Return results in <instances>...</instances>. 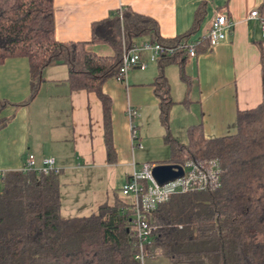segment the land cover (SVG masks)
<instances>
[{"label":"trees","instance_id":"trees-1","mask_svg":"<svg viewBox=\"0 0 264 264\" xmlns=\"http://www.w3.org/2000/svg\"><path fill=\"white\" fill-rule=\"evenodd\" d=\"M207 1L197 9L191 29L173 39L161 36L152 17L122 7L93 22L90 42H61L55 34L54 0H0V65L10 58L29 60L31 94L25 103L37 97L46 67L66 65L71 90L95 92L101 99L110 142L112 99L103 92V85L119 74L122 36L129 45L142 38L179 45L156 62L159 69L153 82L165 139L172 147L170 162L215 158L226 172L219 188L176 194L148 213L153 230L145 246L146 260L264 264V90L258 106L238 111L236 131L231 135L207 138L199 124L188 129L189 140L182 143L170 132L175 101L165 68L187 60L189 49L180 45L193 43L197 54L210 47L208 36L189 40L207 14ZM94 44H109L114 53L100 54L92 48ZM9 104L0 98V114ZM10 119L0 118V128ZM131 205L129 198L117 194L112 203L99 205L91 215L65 217L60 174L3 170L0 264H141L136 259L139 247L131 229Z\"/></svg>","mask_w":264,"mask_h":264},{"label":"crops","instance_id":"crops-1","mask_svg":"<svg viewBox=\"0 0 264 264\" xmlns=\"http://www.w3.org/2000/svg\"><path fill=\"white\" fill-rule=\"evenodd\" d=\"M204 1L54 0L55 34L61 42H90L93 22L106 19L114 10L131 7L155 19L164 39H173L191 29ZM263 5L264 0H208L207 14L189 40L197 42L207 36L218 12L227 15L232 28L225 29V38L218 44L194 58L188 57L183 65L165 68L175 101L169 121L173 136V113L179 108L185 114L182 128L187 140L174 136L178 141L187 143L188 129L199 124L207 138L231 135L236 131L238 111L262 102L264 37L259 22L251 19L250 13L261 11ZM209 11L211 19L204 23ZM94 47L106 50L107 55L114 53L105 44ZM158 69L153 62L145 70H130L124 82L111 78L104 83L103 92L112 99L109 142L101 99L95 92L71 90L66 82V65L46 67L37 97L25 103L31 94L29 60L7 59L0 65V98L10 104L0 118L11 119L0 128V171L23 169L30 153L35 155L37 166L43 164L44 158L52 157L61 168L62 210L85 206L94 212L99 205L112 203L137 165L145 161L157 164L152 161V153L145 156L144 143L159 144L161 139L168 143L153 85ZM129 108L137 113L133 120L128 115ZM132 121L138 126L137 140L133 138ZM169 150L170 155L166 151L159 164L171 163V146ZM113 176L120 177L122 184ZM118 186L120 192L116 190ZM79 190L92 191L83 199Z\"/></svg>","mask_w":264,"mask_h":264},{"label":"built area","instance_id":"built-area-1","mask_svg":"<svg viewBox=\"0 0 264 264\" xmlns=\"http://www.w3.org/2000/svg\"><path fill=\"white\" fill-rule=\"evenodd\" d=\"M250 18L259 22L264 37V7L261 11L253 10L250 13ZM232 26L233 24L227 15L224 12H218L207 35L210 40V47L223 40L225 38V29H231ZM177 47L179 45H166L159 42H151L150 40L129 45L125 37L122 36V64L116 79L120 82L126 81L130 70H145L150 63H156L163 54L171 53ZM180 47H188L187 56L189 58L197 56L193 43L189 46L180 45ZM128 115L133 120L137 113L132 108H129ZM131 130L134 140H137L138 126L133 121L131 122ZM137 146L143 147L141 143H138ZM155 165L150 162L143 163L141 170H134L121 189L122 194L132 201V205L128 209L133 211L131 229L139 247L136 259L140 260L141 264L146 262L145 246L149 243L153 230L148 213L152 212L159 204L168 202L176 194L207 192L219 188L222 176L226 172L220 161L215 158L201 161L187 160L180 164L184 170L182 176L161 185L153 176ZM23 169L27 171L36 169L45 173H61V168L56 165V160L52 157L44 158L43 164L37 166L36 157L33 153L28 155ZM125 211H127L126 208Z\"/></svg>","mask_w":264,"mask_h":264},{"label":"rangeland","instance_id":"rangeland-1","mask_svg":"<svg viewBox=\"0 0 264 264\" xmlns=\"http://www.w3.org/2000/svg\"><path fill=\"white\" fill-rule=\"evenodd\" d=\"M207 19H211V12L209 11L206 19L204 20V23H206ZM199 33H200V30L199 32L196 34V36H199ZM195 37V36H194ZM98 46V45H97ZM106 48H112L113 50V47L109 44H105ZM95 51H97L98 53L100 54H106V50L102 49L101 47H94ZM153 66H156V65H153ZM152 66V67H153ZM177 85V84H175ZM180 87V86H179ZM178 88V87H177ZM181 88V87H180ZM176 89V88H175ZM177 92H179V89L176 90ZM179 106V105H178ZM184 112H183V109H176L175 110V113H173V116H172V119H171V125H172V131H173V134L174 136L179 139L180 141H186L187 138H186V134L185 132L183 131V128L182 126L184 125ZM149 130L153 131L154 128L153 126H148L147 127ZM165 140L164 139H161V143L159 144H154L152 143L151 145L150 144H146L144 143L145 145V150L143 151L145 156L148 157L150 155V153H152L155 158H153L152 161H156L157 164H159L161 161H162V158L165 157L167 155L166 151L168 152V155H170V144L169 143H166L164 142ZM150 159V158H149ZM146 162V161H145ZM145 162H142L140 165H137L138 167V170H141V166L143 163ZM113 180H117V183L119 184H122L121 181V178L118 177V176H113ZM119 187L121 186H118L117 187V192H120L119 190ZM81 188H86L85 187H82ZM119 189V190H118ZM92 191V190H91ZM91 191H87L88 193H86L85 191L83 190H79L78 192L79 193V196H81L83 199L86 197V194H90L89 192ZM120 197L124 198L125 196L122 194V192H120ZM93 213V210H90V208H87L85 206H75L71 209H66L64 208L63 211H62V215L65 216V217H72V216H88V215H91ZM146 263L147 264H171L166 258L164 257H159L157 258L156 260H146Z\"/></svg>","mask_w":264,"mask_h":264},{"label":"water","instance_id":"water-1","mask_svg":"<svg viewBox=\"0 0 264 264\" xmlns=\"http://www.w3.org/2000/svg\"><path fill=\"white\" fill-rule=\"evenodd\" d=\"M183 173L182 166L177 163L156 164L153 168V176L161 185L182 176Z\"/></svg>","mask_w":264,"mask_h":264}]
</instances>
